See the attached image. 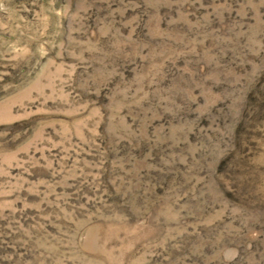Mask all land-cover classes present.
<instances>
[{
	"label": "rangeland",
	"instance_id": "rangeland-1",
	"mask_svg": "<svg viewBox=\"0 0 264 264\" xmlns=\"http://www.w3.org/2000/svg\"><path fill=\"white\" fill-rule=\"evenodd\" d=\"M0 264H264V0H0Z\"/></svg>",
	"mask_w": 264,
	"mask_h": 264
}]
</instances>
